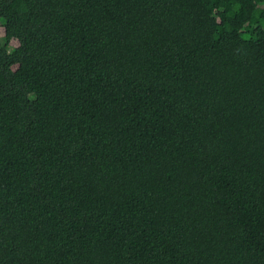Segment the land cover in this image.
<instances>
[{
	"label": "trees",
	"instance_id": "16d2710c",
	"mask_svg": "<svg viewBox=\"0 0 264 264\" xmlns=\"http://www.w3.org/2000/svg\"><path fill=\"white\" fill-rule=\"evenodd\" d=\"M260 20L0 0V264H264Z\"/></svg>",
	"mask_w": 264,
	"mask_h": 264
},
{
	"label": "rangeland",
	"instance_id": "374dc122",
	"mask_svg": "<svg viewBox=\"0 0 264 264\" xmlns=\"http://www.w3.org/2000/svg\"><path fill=\"white\" fill-rule=\"evenodd\" d=\"M258 24L261 25V27L264 28V20H260L258 22ZM1 33H2V30L0 29V35H1ZM242 34H243V37H245V38H250V37L254 36V32H243ZM2 42H3V40L0 39V43H2Z\"/></svg>",
	"mask_w": 264,
	"mask_h": 264
}]
</instances>
